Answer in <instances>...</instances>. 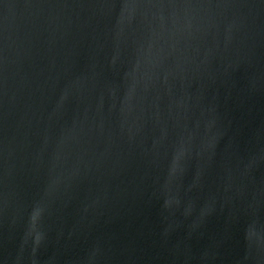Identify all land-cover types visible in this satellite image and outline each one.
<instances>
[{
    "label": "water",
    "instance_id": "obj_1",
    "mask_svg": "<svg viewBox=\"0 0 264 264\" xmlns=\"http://www.w3.org/2000/svg\"><path fill=\"white\" fill-rule=\"evenodd\" d=\"M0 264H264V0H0Z\"/></svg>",
    "mask_w": 264,
    "mask_h": 264
}]
</instances>
